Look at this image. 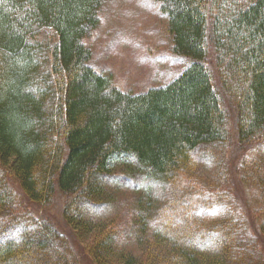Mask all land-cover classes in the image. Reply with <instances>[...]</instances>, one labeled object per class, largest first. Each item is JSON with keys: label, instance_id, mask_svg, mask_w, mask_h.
<instances>
[{"label": "trees", "instance_id": "trees-1", "mask_svg": "<svg viewBox=\"0 0 264 264\" xmlns=\"http://www.w3.org/2000/svg\"><path fill=\"white\" fill-rule=\"evenodd\" d=\"M103 1L0 0V174L30 202L48 205L60 192L69 224L75 220L69 214L73 203L96 196L85 182L110 172L113 162H121L130 176L164 181L198 173L192 166L196 151L229 142L228 113L205 63L208 56L218 55L239 143L264 139V0L227 12L223 0H156L168 16L173 51L192 63L167 85L138 93L112 87L90 65L83 40L97 27ZM213 10L219 13L209 21ZM38 30L45 37V31L53 32L47 55ZM218 186L182 188L185 195L167 205L164 217H127L120 230L137 245L147 244L141 253L114 252L113 232L105 240L95 236L89 250L94 263L264 264V229L255 234L250 219L237 215ZM9 192L11 201L20 202L4 181L0 209ZM209 210L220 216L210 217ZM2 215L0 264H25L35 230L51 250L52 240L61 243L49 225L36 228L35 221ZM75 224L83 232L85 225ZM57 258L78 262L65 254Z\"/></svg>", "mask_w": 264, "mask_h": 264}, {"label": "rangeland", "instance_id": "rangeland-1", "mask_svg": "<svg viewBox=\"0 0 264 264\" xmlns=\"http://www.w3.org/2000/svg\"><path fill=\"white\" fill-rule=\"evenodd\" d=\"M250 2L251 0H223L227 5H223V8L226 12L242 9ZM159 7L160 2L156 0L103 1L98 13L99 23L84 38L83 43L91 51L92 69L101 76H107L112 87L131 93L162 87L177 78L192 63L190 57L173 51L174 41L169 31L168 16ZM218 13L213 10L208 20L213 21ZM40 31L35 32V35ZM44 33L46 37L40 33L36 39L43 42V53L47 55V48L54 39L51 30ZM218 60V55H211L205 63L212 72V82L218 91L221 108L228 113L230 140L224 146L214 145L196 151L197 162L193 159L192 166L198 173H177L175 177L164 181H147L149 177L138 174L130 176L121 162H113L110 172L96 174L90 183L85 182L87 188L94 187L96 196L90 194L81 197L69 211L72 217L75 216L73 224L85 225L83 232L73 224L66 223V198L60 192L56 190L53 193L48 205L30 202L7 174H0V183L7 181L20 200L11 201L13 195L9 192L7 205L0 209L3 214L1 218L19 217L28 222L32 220L38 224L36 228L49 225L56 230L58 241H61L60 244L54 240L51 242L52 250L60 252L56 255L51 250L50 242H46V238L43 240L35 230L37 237L31 253L25 258V264H64L62 259L57 258L64 254L66 258L69 255L74 257L78 264H96L89 251L95 242L94 237L100 235L105 240L112 232L116 243L113 239L106 243L114 246V252L131 250L135 254L141 253L147 244L137 245L130 235L120 230L129 221L127 217L130 220L131 217H164L166 211L169 213L167 205L172 201L178 202L185 195L182 188L189 191V188L211 189L219 185L222 197L227 196L232 205H236L237 215L241 213L250 219L255 234L264 229V139L259 138L244 145L239 143L236 112L233 103L228 100L229 94L224 95L226 93L222 86L226 83L221 86L225 78L221 75L220 80ZM40 73H47L45 64L40 67ZM198 175L201 178L196 180ZM207 213L210 217L220 216L216 210H209Z\"/></svg>", "mask_w": 264, "mask_h": 264}, {"label": "bare ground", "instance_id": "bare-ground-1", "mask_svg": "<svg viewBox=\"0 0 264 264\" xmlns=\"http://www.w3.org/2000/svg\"><path fill=\"white\" fill-rule=\"evenodd\" d=\"M23 219V218H22ZM24 222H26L27 220L26 219H23Z\"/></svg>", "mask_w": 264, "mask_h": 264}]
</instances>
